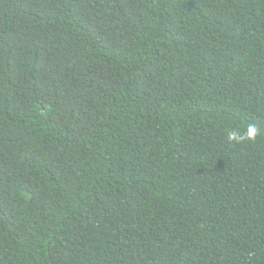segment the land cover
<instances>
[{
	"label": "trees",
	"instance_id": "1",
	"mask_svg": "<svg viewBox=\"0 0 264 264\" xmlns=\"http://www.w3.org/2000/svg\"><path fill=\"white\" fill-rule=\"evenodd\" d=\"M0 264H264V0H0Z\"/></svg>",
	"mask_w": 264,
	"mask_h": 264
},
{
	"label": "clouds",
	"instance_id": "2",
	"mask_svg": "<svg viewBox=\"0 0 264 264\" xmlns=\"http://www.w3.org/2000/svg\"><path fill=\"white\" fill-rule=\"evenodd\" d=\"M256 135H257V128L255 126L250 125L247 129L246 138L251 140V139H254ZM229 139L230 140L236 139V136L230 135Z\"/></svg>",
	"mask_w": 264,
	"mask_h": 264
}]
</instances>
